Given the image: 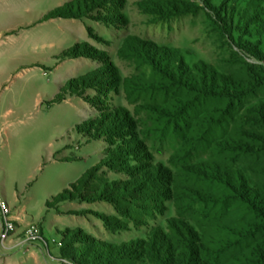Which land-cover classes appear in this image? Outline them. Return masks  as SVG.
Listing matches in <instances>:
<instances>
[{"label": "rangeland", "instance_id": "1", "mask_svg": "<svg viewBox=\"0 0 264 264\" xmlns=\"http://www.w3.org/2000/svg\"><path fill=\"white\" fill-rule=\"evenodd\" d=\"M240 166L264 192V0H0V192L45 239L0 264H239Z\"/></svg>", "mask_w": 264, "mask_h": 264}, {"label": "trees", "instance_id": "2", "mask_svg": "<svg viewBox=\"0 0 264 264\" xmlns=\"http://www.w3.org/2000/svg\"><path fill=\"white\" fill-rule=\"evenodd\" d=\"M240 149L243 152L253 150L246 147ZM236 173L241 183L239 185L227 177L219 176L216 179L233 191L230 199L243 204L252 219L242 222L240 232L237 233L240 237L247 236L252 244L251 255L243 254L246 261L240 260L242 262L239 264H264V192L257 187L245 166L238 167Z\"/></svg>", "mask_w": 264, "mask_h": 264}, {"label": "built area", "instance_id": "3", "mask_svg": "<svg viewBox=\"0 0 264 264\" xmlns=\"http://www.w3.org/2000/svg\"><path fill=\"white\" fill-rule=\"evenodd\" d=\"M0 247L12 250L21 246L44 241L42 230L36 223H29L22 231H19V223L13 217V210L8 199L0 192ZM55 240V239H53ZM48 247V241H45Z\"/></svg>", "mask_w": 264, "mask_h": 264}, {"label": "crops", "instance_id": "4", "mask_svg": "<svg viewBox=\"0 0 264 264\" xmlns=\"http://www.w3.org/2000/svg\"><path fill=\"white\" fill-rule=\"evenodd\" d=\"M4 194V193H3ZM4 196L6 197V195L4 194ZM7 198V197H6ZM11 206V205H10ZM13 210V217L15 219H17L20 228H25V226L27 224H29V222L26 221V217L24 215V213L18 209H16L15 207H11ZM0 229H1V221H0Z\"/></svg>", "mask_w": 264, "mask_h": 264}]
</instances>
